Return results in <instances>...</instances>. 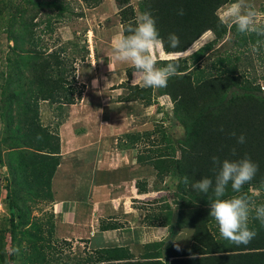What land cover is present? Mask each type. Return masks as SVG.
<instances>
[{"label":"trees","instance_id":"trees-1","mask_svg":"<svg viewBox=\"0 0 264 264\" xmlns=\"http://www.w3.org/2000/svg\"><path fill=\"white\" fill-rule=\"evenodd\" d=\"M26 1L29 7L20 10L18 18L13 15L9 22L7 39L11 53L5 62H0V174L3 169L7 170L3 181L7 191L4 201L11 203L10 236L15 258L23 264H61L62 251L52 240V215L45 222L31 221L30 207L22 205L21 201L30 199L37 205L54 200L53 180L63 162L60 125L54 129L44 124L41 103L61 107L75 103V68L71 53L83 60L87 48L81 49L71 41L58 50H51L45 44L44 34L55 31V18L63 17L65 22L73 13L70 0ZM99 1L86 0L92 6ZM231 2L233 0H139L135 8L132 0H116L117 5L122 6L118 20L123 35L128 34V27L135 26L138 15L150 12L167 53L188 50L208 31H212L215 38L188 59L170 60L178 61L180 68L177 75L169 78L161 94L167 91L170 95L174 103L173 118L183 128V136L175 140L161 131L160 141L150 142L147 148L144 146L145 153L137 156L138 162L156 173L153 187L147 182H138L140 194H147L152 188L154 192L165 191L173 186L168 180L177 182L173 193L175 201L163 199L164 203L146 216L150 227L167 228L168 237L140 243L136 253L124 246L99 249L94 259L89 257V263L79 260L76 264H264V224L255 219L254 213L250 215L249 228L256 233L255 237L247 245L232 244L220 237L214 219L209 216L208 201L214 199L213 192L203 194L192 188L193 182L204 177L214 182L213 156L221 161L247 157L258 165L255 177L239 193L233 192L229 184L223 198L244 195L254 199L257 205L264 204V91L258 79L247 78L245 64L239 63L240 57L236 58V65L232 64L228 51L222 52L218 64H213L210 71L196 64L198 57L214 46L225 41L224 44L230 43L233 32L219 22L216 12ZM180 9L184 10L183 15L178 14ZM46 10L57 14H48L38 23L32 22ZM171 33L179 37L177 48L168 46L167 37ZM239 45L243 46V42ZM166 62H159L158 67ZM132 89L147 91L138 86ZM233 132L237 137L245 135L246 142L238 144L231 135ZM125 137L126 142L120 141L123 143L120 149L125 146L135 150L143 149L142 141L150 139V134L129 133ZM81 157L89 160L88 155ZM44 225L51 226L46 236ZM109 227L117 229V225ZM185 233L190 235L185 238L188 244L181 245L179 242ZM24 240L26 244H22ZM5 241L0 231V264ZM17 247L19 252L15 251ZM193 255L196 259H192Z\"/></svg>","mask_w":264,"mask_h":264},{"label":"rangeland","instance_id":"rangeland-1","mask_svg":"<svg viewBox=\"0 0 264 264\" xmlns=\"http://www.w3.org/2000/svg\"><path fill=\"white\" fill-rule=\"evenodd\" d=\"M133 2V0H132ZM138 1H134L133 4L136 5ZM250 3H252L255 8L258 11L264 12V0H249ZM70 3L72 7L74 8L73 13H70V18L62 21L63 17L59 20L55 18L54 20V28L55 31L53 33H47L44 34V41L45 44L48 45L51 50L55 49L58 50L62 47H64L66 44L65 42L71 41L79 45V47L82 49L89 47V54L91 55L93 52L95 54V60L98 62L99 54H101V48L97 49L96 42H98V37L100 34L99 27H102L101 24H111L113 26L119 25V16L118 11L122 8V6H118L116 3V0H101L96 3L95 6L88 5L86 0H70ZM29 4L26 0H0V62H5V58L10 56L11 51L9 50V47L11 44L9 43L7 39V30L9 28V22L13 15L19 17L18 12L20 10L27 9L29 7ZM36 14L35 12H33ZM39 13V12H38ZM116 13V14H115ZM48 14H57V12L50 13L48 10L42 11V13L38 14V18L32 21V18L27 14V18L29 21L32 22H40L39 20L44 19L48 16ZM69 16V15H67ZM44 28V25H41V29ZM96 33H95V32ZM89 42V43H88ZM227 45V44H225ZM97 49V50H96ZM190 49V48H189ZM186 50L181 53H175L173 54L174 58L178 59H185L189 57L190 50ZM50 50V52H51ZM71 49L69 50V52ZM220 50H217L214 52V54H218ZM49 52V51H47ZM68 52V53H69ZM259 55L261 54V51L258 52ZM67 54V53H66ZM246 54V51H244V55ZM250 58L252 57L251 51L249 52ZM71 56L73 57L74 63H78L81 65V68L83 72L87 70L88 63H80L79 61V55L76 53H71ZM247 56V54H246ZM72 57H69L72 59ZM214 57V56H213ZM261 58V56H260ZM89 61V72H92V74H97L100 71V67H92V63L90 62V56L87 59ZM212 60V56H208L206 59H204L201 62L202 68H207L209 71L211 70L212 63L210 61ZM86 61V59L84 60ZM247 62H249L247 60ZM190 63V62H189ZM249 66H244L246 72L251 76L253 79H258L259 85L261 86V90L264 91V81L262 80V70H261V63L258 59L255 63L253 59L250 60ZM243 69V67H242ZM76 71V77L74 79L73 86L76 89V96H79V93H81V86L79 85L78 73L77 69ZM134 71V68L131 67L129 69L125 70L124 78L128 81H124L123 85V93L120 96L123 100H127L130 98V94L136 93L132 89L134 85H131V81L133 80L132 72ZM131 74V76H130ZM73 75V73L71 74ZM75 75V73H74ZM139 88L141 87L140 84L137 85ZM153 89V88H152ZM155 90V94L151 93L150 99L146 102L139 101L138 102V108L134 107L132 110L133 116L135 118V122L127 123V128H120L119 122L123 123V120L121 121V118L118 116H115L111 113L112 118L111 120L108 117L107 123L104 125L103 130V137L105 138V144L99 145V146H93L89 148V151H86L83 153V155L89 156V166L84 167L83 164L85 163V160L79 161L76 160V158L73 156L72 148H69L68 155L65 156L63 159L65 164H63L60 169L58 175L60 176V180H58L56 177L55 183H54V190L56 192V201H58V204H54L53 206L46 205L43 207L45 212H42L40 210L41 207H38L34 204V202L30 199H23L21 201L22 205H28L30 207L31 211V221L40 220L46 221L47 217L51 214L52 216V222L54 224V231L56 230V233L58 237L60 238L61 248L64 251L63 256H71V257H78V256H84L87 252L85 241L87 240V237H91L89 234V230H91L93 227H95V231L100 229L101 220L103 218H108L111 215H114L117 220L113 221L117 224H120L122 229L124 226L125 218H121L122 215L125 212L124 204L126 201L129 202V205L131 208H128V211L131 212L132 209L137 213V216L135 218V221H137V224L134 225H128V228L131 226L138 227L136 230H141V228H145L146 231L151 230V227L146 223V216L158 205H162L164 201L163 199L174 202V191H176V184L177 182L173 180V182H170L168 180V184L173 185L172 187H168V189L163 190L160 193H152L155 191V188L150 189L149 193H147V197L145 199H141L140 196L137 197L131 193V185L137 184L139 181L141 182H147V185L150 187V184L155 180L156 173L155 171H152V168L149 166H144L143 163L137 161V156L141 155L145 151V147L147 148L150 144V142H153L155 140L160 141L161 134L159 132L164 131L166 134L170 135V137L174 138L175 140H178L180 137L183 136L184 130L180 126V124L173 118V107L174 103L171 99V97H167L166 102H161L160 99L152 98V96L156 95L157 97H161L160 95V89H153ZM142 97V96H141ZM145 100V99H143ZM151 102L152 106H146L147 103ZM162 105V107H161ZM151 107V108H150ZM161 109V110H160ZM42 119L45 123H51L53 124L55 120L53 119V115H51L50 111L47 110L46 103L42 106ZM122 116L124 118L129 116V110L126 109V113H122ZM99 117L98 113H94V119L92 122H95ZM103 118V117H102ZM113 121V122H112ZM76 129L83 126L80 121H76ZM119 129V131H118ZM133 131H139L140 133H146L149 132L150 139H144L142 141L143 143V149H132L133 152L130 149H127L124 154L125 156H122L120 149V146L123 144L121 143V139L124 135V133L128 130ZM115 134V138L119 137V140L109 144L107 141L110 140L112 137L111 133ZM98 133V131H96ZM128 134V133H127ZM102 146H104L106 149L104 151H109L115 154H107L109 156L108 161L105 162V164L108 163V167L111 169H115L119 166H121L124 162L126 164L129 160V155H133L134 157L130 160V170L134 174L132 181L130 184H125V187H122L121 185L118 188L117 186H108L102 191L104 192V195L102 198H98L96 200V197L94 193H85L79 186L78 177L79 175L83 179H87L88 175L84 174L83 171L92 169L93 166L97 163L96 156H97V149H100ZM145 146V147H144ZM124 147V146H123ZM122 147V148H123ZM112 148V150H111ZM145 153V152H144ZM117 154V155H116ZM127 157V159H126ZM78 166H77V162ZM107 168V167H106ZM7 170L3 169L0 174V231L3 234V237H5V250L1 251V258L3 260V263L1 264H23L22 261L17 257L15 258V254L12 253L11 249V236H10V229H11V213H10V202H5V197L7 198V191L4 188L3 181H5V178L7 176ZM92 178L93 171L89 172ZM138 176H140L138 178ZM90 178V176H89ZM120 178V177H116ZM154 184V182H153ZM62 186V192L61 196L58 195L57 191H60L59 187ZM151 188V187H150ZM145 195V194H143ZM94 198V199H93ZM65 202V205L67 202L70 201L72 203L73 201L79 202L81 204L89 202V205L95 206L96 208L93 209L92 216L93 221L90 224L89 222H84L82 219L75 220L71 222L70 220V213L61 212V205ZM133 202V203H132ZM57 203V202H56ZM173 204V203H172ZM91 210V209H90ZM127 211V212H128ZM94 213V215H93ZM122 214V215H121ZM93 226V227H92ZM50 225H44L43 233L46 236L47 235V229H50ZM103 228V227H101ZM152 231V230H151ZM125 231L119 230L117 232L118 237L123 238ZM150 233V232H149ZM146 233L145 236H149ZM156 233V239H159L164 233L165 229L156 230L152 234ZM138 235L133 234L132 239L133 241L137 240ZM142 238L143 234H141ZM184 237H181V241L179 242L181 245L188 244L187 239L189 238L186 233L183 235ZM125 237V236H124ZM125 239V238H123ZM147 240V239H146ZM26 241L24 240L22 244H26ZM142 243L146 241H141ZM124 241L118 239L117 243H110L107 246L111 245H124ZM127 244H130L133 248V244L137 247H141L140 243L135 242H128ZM24 249V245L22 247ZM135 253L137 252V248H133ZM47 250V252H49ZM93 251V250H92ZM89 249V257L92 259L95 258V253L92 252ZM26 253V252H25Z\"/></svg>","mask_w":264,"mask_h":264},{"label":"crops","instance_id":"crops-1","mask_svg":"<svg viewBox=\"0 0 264 264\" xmlns=\"http://www.w3.org/2000/svg\"><path fill=\"white\" fill-rule=\"evenodd\" d=\"M134 1H139V0H133V2ZM134 7L136 8V5H134ZM101 25L102 27H99L100 34L98 37V42H96V45L98 46L97 49L101 48V52H102L101 54H99L98 62L95 60L94 52L90 55V59H91L90 62L93 65L92 67L94 68V67L101 66L99 73L94 75L92 74V72H89V61L87 60L89 58V53H88L89 47H88L86 49L87 50V54L85 57L86 61H84L85 59L77 61L80 63L81 62L88 63L87 70L83 72L81 65H79L78 63H74V68L75 70L77 69V73H78L77 79L79 80V85L82 87L81 96L78 97L75 95V98H74L75 103L71 105L64 104L62 105V107L59 105L50 104L48 102L41 103V111H42L43 104L46 103L47 110L50 111L51 115H53V119L55 120L53 124H51L50 122L45 123L43 121L44 124L54 129H56L60 125L59 133L61 137V144H62L61 154L63 156V159L65 158V156L68 155V150H70L69 148H72L73 149L72 153H73V156L76 158V160H79V161L86 160L85 163L83 164L84 167L89 166V160H87V158L86 159L82 158L81 155L85 153L86 151H89L90 147H93V146L97 147L99 145H103L106 143L105 138L103 137V130H104L105 123H107L106 121H108V117L110 120L112 118L111 113L121 118V121L123 120V123L119 122V125H120L119 129L127 128L126 121L129 123H133L136 121L135 118L138 117V116L136 117L133 116V113H132L133 108L134 107L138 108L139 101L146 102L150 99V96H151L150 88H146L147 91H138L134 94H130V98L127 100H123L122 98H120V96L123 93V89H124L123 87H121V85H123L124 81L126 80L124 78L125 70L131 68L132 66L128 63L113 61L112 71H110L109 70V56L112 55V41L117 36H120L123 33L122 26L120 24L117 27L111 24H108V25L101 24ZM229 28L233 32V35L232 36L230 35V40H231L230 43L225 45L224 44L226 42L225 41L223 43H219L217 46H214V48L211 49L209 52H207L205 55L198 57V62L196 64L201 65V62L204 59H206L209 55L212 56V60L210 61V63H212L211 65L218 64V59L223 56L222 52L228 51L227 54L229 55L233 65H236L237 57H240V59L242 60V61L240 60L239 63H243L246 66H249L248 64L251 59H253L255 63L259 59L261 63L262 80L264 81V45H262L259 49V51H261L260 55L259 53H257L255 56L252 54L251 58L249 55V52L251 51V49L249 48V44L250 43L255 44L257 40L264 41V37H259L257 35L255 37H252L251 34L245 35V34H240V33H239L240 35L238 36V32L236 30H233L232 27H229ZM213 38H214L213 33L210 31L207 32L205 35H203L193 46L190 47L189 50L191 54L189 55L188 58H190V56L196 53L197 50H199L201 47L211 42ZM239 42H243V46L239 45ZM223 44L225 46V47L223 46L224 49L222 47ZM217 50H221V51H219L218 54L216 55L214 54V52ZM244 51H246L247 56L246 54L244 55ZM174 59H177V58H174L173 54H167L163 46L157 56V66H158V63L161 61H170ZM247 60L249 62H247ZM190 64H191V61H190ZM75 77H76V71H75ZM126 81H128V79ZM138 84H140L139 81H134V80L131 81V85L137 86ZM153 91H154L153 94H155V90ZM166 96H161L158 98L157 93H156V95L152 96V98L160 99V103H161V102H166L167 100ZM126 109L129 110V116L124 118L122 116V113L125 114ZM94 113H98L99 117L97 120H95V122H92L94 119ZM41 118H42V113H41ZM76 121H80V123H82L83 126L76 129V124H75ZM96 131H98V133H96ZM110 133L112 137L110 138L109 141H107V143L112 144L119 140V137L115 138L114 133L112 132ZM127 133L129 134V133H140V132L136 130H133V131L128 130L124 133V135L126 136ZM125 136L122 137L123 143L126 142V139H127ZM131 148L130 150L133 152ZM105 149L106 148L104 146L98 149L97 156H96L97 163L95 164V166H93L92 169L90 168L88 170L83 171L84 174L88 175V178L83 179L80 175L77 178L79 182L78 187H80L83 191H85V193H88L89 191V193H94L95 197L97 195L96 200L98 198H102V196L104 195V192L102 191V189L108 186H117L118 188H120L119 186L121 185L122 187H125V184H130L132 181H134L132 180L134 174L131 172L132 170H130V167H131L130 160L134 156L129 155V160L126 164H124L123 162L121 166L115 169H111L107 166L108 163L105 164V162H107L109 158L107 154L110 153L112 155L115 153L104 151ZM127 149L128 147H125V146L121 149L122 150L121 152H123L121 153L122 156H125L124 152ZM79 161H76L77 166L79 164L78 163ZM63 164H65L64 160L62 164L60 165V167ZM60 167L58 168V171L53 180L54 200L50 203H41L37 205L38 207H41L40 208L41 211L44 210L43 207L48 204L49 206L58 204V201H56V192L54 190V183H55L56 177H58L57 179L60 180V176L58 175ZM91 171H93L92 178L89 173ZM116 177H120V178H116ZM139 177L140 176H138V178ZM153 182L150 184V187L154 186ZM137 184L130 186L131 193L137 197L140 196L141 199H145L147 195L146 194L143 195L139 193ZM61 187L62 186L59 187L60 191H57L59 196H61V193L63 194ZM160 192L162 191H157V192H152V193H160ZM62 203L63 204L61 205L60 210L61 212L63 211L65 212L66 210V213H70V220H72L71 222L77 219L78 220L82 219L84 222H87V221L89 222L90 220V224L92 223L93 216L91 215L92 214L91 211H93V209L96 208V205L91 206L89 205V202L81 204L76 201H73L72 203H70L69 201L66 203V205H65V202L62 201ZM124 207H125V212L123 215L121 214L122 215L121 218L126 217L124 219L125 224L124 226H122L123 227L122 229L125 231L123 233L125 236V237L123 236V238L125 239L118 237L117 232H119V230H122L120 229L121 225L117 224L116 222H113L117 219L114 215H111L110 217L103 218L101 220V224H103L101 225V227L103 228L100 227V229L95 231V227L92 226L93 228L89 230V234L91 237L88 236L87 240L85 241V244L87 246L86 247L87 252L84 256H78V257H75V256L71 257L69 255L63 256L64 260L60 261V263L63 264L64 262H67L68 264H76L75 261H79V260L86 261L87 263H89V249L91 251L93 250L90 253H96V251L99 249H103L106 247L108 248L111 246H119V247L124 246V247H129L133 250V248L139 249V247L133 244V248H132L130 244H127L128 242L137 241L139 243H142L141 241L162 240L168 237L169 233L167 231V228L151 227L152 231L151 230L146 231L145 228H141V230H136L138 227H133V226L128 228V225H126V223L130 225H134L135 223L137 224V221H135V218L138 216H137V213L133 209L131 212L128 211V208H131L128 201H126V203L124 204ZM42 212H45V211H42ZM51 215L53 216V214ZM109 225H117L116 227L117 229H110ZM160 229H165V233L159 239H156V236H157L156 233L155 234H152V233ZM135 233L136 235H138L137 236L138 239L133 241L134 239H132V236ZM146 233H149L148 237L145 236ZM141 234H143V236L145 237L142 238V236H140ZM118 239L124 241L125 244L107 246L110 243H115V242L117 243ZM52 240L54 243H56V246H58L59 250L62 251V255H63L64 251L60 247L61 246L60 238L58 237L56 230L53 232ZM133 252L135 251L133 250ZM49 256H52V254L50 253ZM76 258L78 259L76 260ZM77 264H84V263H77Z\"/></svg>","mask_w":264,"mask_h":264},{"label":"clouds","instance_id":"clouds-1","mask_svg":"<svg viewBox=\"0 0 264 264\" xmlns=\"http://www.w3.org/2000/svg\"><path fill=\"white\" fill-rule=\"evenodd\" d=\"M178 14L183 15L184 10L180 9ZM216 15L221 24L235 27L240 34H256L264 37V12L258 11L249 0H233L218 9ZM127 33L126 35L122 33L112 41L109 70L112 71L113 61L128 63L134 68L133 80L139 81L142 86L140 88H150L151 93L154 92L153 89H160L159 96H166L167 91L166 94H161V91L167 88L169 78L178 74L180 65L178 61H168L164 66H157V56L164 46V41L160 37L155 18L150 12L138 15L135 26L128 27ZM167 41L171 48H177L180 44L179 37L175 33L169 34ZM262 45H264L262 40H257L255 44L250 43L251 53L255 56ZM246 75L249 76L247 72ZM250 77L247 78L252 79ZM167 96L170 97V95ZM231 135L236 138L238 144L246 142L243 134L237 137L233 132ZM212 161L216 170L214 182L213 179L204 177L193 182L192 188L203 194H208L210 190L213 192L214 199L208 201L209 216L214 219L220 237L237 246L247 245L256 235L249 228L250 215L254 213L255 219L264 224V204L257 205L254 199L244 195L223 197L229 184L233 192L239 193L245 184L253 180L258 171V165L247 157L236 161L228 159L221 161L213 156ZM187 182L188 178L185 177V183ZM15 251L19 252V248L17 247ZM192 259H196V256L193 255Z\"/></svg>","mask_w":264,"mask_h":264}]
</instances>
